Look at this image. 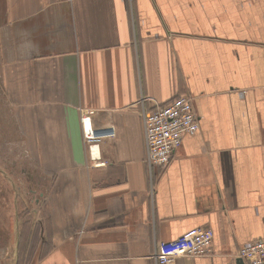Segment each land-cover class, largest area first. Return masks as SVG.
Instances as JSON below:
<instances>
[{
	"label": "crops",
	"instance_id": "1",
	"mask_svg": "<svg viewBox=\"0 0 264 264\" xmlns=\"http://www.w3.org/2000/svg\"><path fill=\"white\" fill-rule=\"evenodd\" d=\"M183 96L199 131L151 166L145 115ZM85 112L114 133L103 167ZM0 175V264H157L198 228L211 254L176 264H241L264 239V0H0Z\"/></svg>",
	"mask_w": 264,
	"mask_h": 264
},
{
	"label": "built area",
	"instance_id": "2",
	"mask_svg": "<svg viewBox=\"0 0 264 264\" xmlns=\"http://www.w3.org/2000/svg\"><path fill=\"white\" fill-rule=\"evenodd\" d=\"M144 122L151 166H167L181 148L183 138L199 131V120L192 100L185 96L146 114ZM81 123L90 163L95 167L105 166L100 148L103 141L113 137L114 133L96 129L91 113H83ZM213 238L211 230H189L177 240L160 243L155 260L157 264H176L179 258L208 256L212 252ZM237 257L245 264H264V239L242 246Z\"/></svg>",
	"mask_w": 264,
	"mask_h": 264
},
{
	"label": "rangeland",
	"instance_id": "3",
	"mask_svg": "<svg viewBox=\"0 0 264 264\" xmlns=\"http://www.w3.org/2000/svg\"><path fill=\"white\" fill-rule=\"evenodd\" d=\"M27 183L22 182L20 185L25 187ZM3 189V195H2ZM20 203V204H19ZM18 205V212H24L21 201ZM16 203L13 197V191L11 183L6 181L3 176L0 175V248L4 253L8 252L12 248L13 240L15 239V232L9 228L11 222L17 214L15 211ZM22 236H25L22 230Z\"/></svg>",
	"mask_w": 264,
	"mask_h": 264
},
{
	"label": "water",
	"instance_id": "4",
	"mask_svg": "<svg viewBox=\"0 0 264 264\" xmlns=\"http://www.w3.org/2000/svg\"><path fill=\"white\" fill-rule=\"evenodd\" d=\"M241 264H244L242 261H240Z\"/></svg>",
	"mask_w": 264,
	"mask_h": 264
}]
</instances>
